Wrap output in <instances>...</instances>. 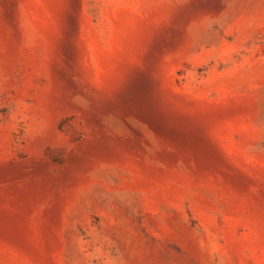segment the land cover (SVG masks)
<instances>
[{
	"label": "rangeland",
	"instance_id": "374dc122",
	"mask_svg": "<svg viewBox=\"0 0 264 264\" xmlns=\"http://www.w3.org/2000/svg\"><path fill=\"white\" fill-rule=\"evenodd\" d=\"M0 264H264V0H0Z\"/></svg>",
	"mask_w": 264,
	"mask_h": 264
},
{
	"label": "bare ground",
	"instance_id": "6f19581e",
	"mask_svg": "<svg viewBox=\"0 0 264 264\" xmlns=\"http://www.w3.org/2000/svg\"><path fill=\"white\" fill-rule=\"evenodd\" d=\"M3 178H4V177H3ZM28 187H30L29 184H28ZM22 193H26V190H23V191H20V192H19V194H22Z\"/></svg>",
	"mask_w": 264,
	"mask_h": 264
}]
</instances>
